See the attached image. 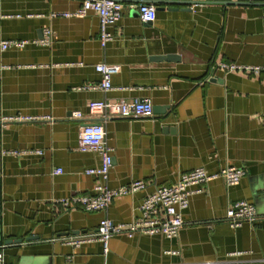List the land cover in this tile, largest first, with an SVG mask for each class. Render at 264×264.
<instances>
[{
  "label": "crops",
  "instance_id": "crops-1",
  "mask_svg": "<svg viewBox=\"0 0 264 264\" xmlns=\"http://www.w3.org/2000/svg\"><path fill=\"white\" fill-rule=\"evenodd\" d=\"M122 13L102 46L96 13L65 17L81 0H0V40L40 38L47 45L0 49V250L4 264H264V69L224 72L220 61L264 67V0H148L155 19H139V0H119ZM240 1L244 3H227ZM174 56L173 59L157 57ZM115 65L112 88L97 85V63ZM149 99L152 116L89 117L94 100ZM79 110L84 118L76 119ZM101 122L113 148L110 187L147 186L116 197L102 211L62 209L55 199L90 195L100 164L77 149L80 127ZM23 151L20 155L5 151ZM40 150V154L35 151ZM242 167L236 185L207 182L190 196L172 238L115 234L74 247L69 238L95 232L106 217L129 223L155 186L196 167ZM60 168L61 173L52 174ZM195 188V187H192ZM245 199L259 215L231 227L227 208ZM10 242H7V241Z\"/></svg>",
  "mask_w": 264,
  "mask_h": 264
},
{
  "label": "built area",
  "instance_id": "built-area-1",
  "mask_svg": "<svg viewBox=\"0 0 264 264\" xmlns=\"http://www.w3.org/2000/svg\"><path fill=\"white\" fill-rule=\"evenodd\" d=\"M139 19L144 22H152L155 19V5L148 0H139L137 4ZM88 12H94L99 18L100 33L99 41L105 46L113 38V34L107 27L116 23L122 13V4L119 0H81V4L76 11L61 12L57 15L65 17L84 16ZM264 17V11H263ZM50 30L45 28L40 38L33 40L9 39L0 40V49L22 48L31 43L35 45H47L49 43ZM216 69L224 72L242 71L258 73L264 67L258 65H242L232 62L220 61L214 65ZM94 69L100 73L101 79L97 85H86L78 89L98 88L107 91L112 88L111 76L117 70L115 65L107 63H97ZM152 103L149 99H132L130 101L117 100H94L88 104L87 115L89 117L101 116L103 119L110 117L118 118H140L152 116ZM72 116L82 120L84 118L81 111L72 112ZM264 121V112L260 114ZM12 117H0V124ZM77 149L81 152H95L99 155L100 164L97 167L85 169V173L95 176L98 181L92 187L90 195H73L55 199V203L62 209L81 208L84 211H102L116 197L134 194L147 186L146 181L138 179L130 181L116 187H110L107 183L108 173L113 164V148L107 143L105 129L101 122L83 124L79 130ZM23 151H5L4 153L20 155ZM40 154L41 151H35ZM61 173L60 168H55L52 174ZM245 170L242 167L224 166L215 172H207L202 167H196L179 175L175 183L170 185H159L148 192L140 203L138 209L140 215L129 223L115 224L110 219L104 217L99 221L95 232L86 233L69 238L67 243L78 247L83 243L98 240L102 243V253L105 257L108 253V240L115 234H126L132 238L137 233L142 232L148 235H162L166 238L175 237L183 225L182 212L188 207L190 196L193 193L201 192L204 185L214 179H223L226 185H236L244 176ZM195 187V188H192ZM259 215L252 202L240 199L233 202L226 210L225 220L231 227H238L244 222H254ZM69 264L72 257L68 258ZM0 264H4L2 252L0 250Z\"/></svg>",
  "mask_w": 264,
  "mask_h": 264
},
{
  "label": "water",
  "instance_id": "water-1",
  "mask_svg": "<svg viewBox=\"0 0 264 264\" xmlns=\"http://www.w3.org/2000/svg\"><path fill=\"white\" fill-rule=\"evenodd\" d=\"M224 2H227V3H244V2H240V1H224ZM264 4V3H263ZM148 23H150V22H148ZM159 58H161V59H173V58H176V57H174V56H166V57H157V59H159ZM158 109V108H157ZM156 109V107H152V110L154 111V110H157ZM7 242H10L9 240L7 241Z\"/></svg>",
  "mask_w": 264,
  "mask_h": 264
}]
</instances>
